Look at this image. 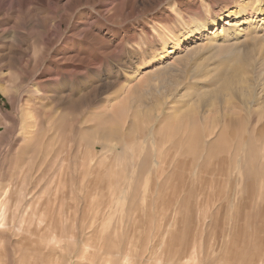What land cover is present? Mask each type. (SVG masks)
Instances as JSON below:
<instances>
[{"label": "rangeland", "instance_id": "374dc122", "mask_svg": "<svg viewBox=\"0 0 264 264\" xmlns=\"http://www.w3.org/2000/svg\"><path fill=\"white\" fill-rule=\"evenodd\" d=\"M260 2L0 0V264H264Z\"/></svg>", "mask_w": 264, "mask_h": 264}, {"label": "bare ground", "instance_id": "6f19581e", "mask_svg": "<svg viewBox=\"0 0 264 264\" xmlns=\"http://www.w3.org/2000/svg\"><path fill=\"white\" fill-rule=\"evenodd\" d=\"M260 1L261 0H244V4L242 5V7L240 6V8H237L235 10H232V12L229 13V14H233L234 13L235 15L244 16L246 13H248V10L249 9H252V11L255 10V11L258 12V11L261 10L260 9V7H261V5H260L261 2ZM130 2H131L132 5H136L138 3V0H130ZM224 13L225 12L217 11L215 8H213L212 11L209 9V11L206 12V14L204 15V17L202 18V20L196 21L197 22L196 24H193V23H192L193 25L190 24L191 25L190 27L188 25V27H189V29L191 31V34L192 35H195V34H197V32L199 33L200 31L202 33L208 32V27L209 26H212V27L213 26H216L217 23H219V21L222 20V18H223L222 16H223ZM224 17H226V16H224ZM238 22H239V20H237V22H234V23L233 22H230L228 25L226 24L228 27L227 26L226 27H223V29L220 31V33H217V34H215V36H212L211 39L214 40L213 41L214 45L218 44V41H217L218 40V37H223L222 40H224V41H226V39H228V38H234V37L236 39L237 38H240V37H238L240 35V32L238 30L239 29ZM251 25L254 26L253 24H251ZM256 27H258V25ZM170 37H171V40H173L176 45H179L180 44V39H179L178 36H173V34H172V36H170ZM160 41H161V43H163V39H161ZM162 46L164 48V44H162ZM215 87L216 88L213 89L212 91H209V92H207V93L204 94V97H203V100H202V102L204 104L205 103H208L209 101H211V99H219L226 90H231L233 88V83L229 82L228 80H224L221 83L218 82ZM204 107H205V105H204ZM33 128H34V126L31 125V127H30V132L31 133L33 132V130H31ZM7 192H8V188L5 189L1 193L0 200L3 199L4 197H6ZM1 211H0V213H1ZM2 217H3V215L1 213L0 214V220L2 219Z\"/></svg>", "mask_w": 264, "mask_h": 264}]
</instances>
